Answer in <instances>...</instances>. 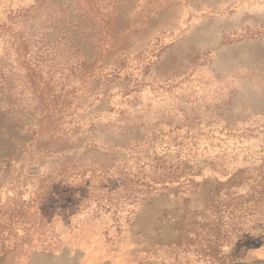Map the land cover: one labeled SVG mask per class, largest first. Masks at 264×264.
Listing matches in <instances>:
<instances>
[{
  "label": "rangeland",
  "instance_id": "obj_1",
  "mask_svg": "<svg viewBox=\"0 0 264 264\" xmlns=\"http://www.w3.org/2000/svg\"><path fill=\"white\" fill-rule=\"evenodd\" d=\"M0 264H264V0H0Z\"/></svg>",
  "mask_w": 264,
  "mask_h": 264
},
{
  "label": "trees",
  "instance_id": "obj_2",
  "mask_svg": "<svg viewBox=\"0 0 264 264\" xmlns=\"http://www.w3.org/2000/svg\"><path fill=\"white\" fill-rule=\"evenodd\" d=\"M110 177L113 175H109ZM116 176V177H115ZM155 179H148L146 176H142L141 173H123L118 172L114 175L115 179L113 183H110L112 190L114 188V194L118 195L121 204L140 205L144 203L150 195L155 194L158 191L164 189H184L188 191L197 187V183L191 178L175 177L174 175L159 174ZM109 178V177H108ZM232 177L227 180L231 182ZM129 202V203H127ZM110 205L108 200L98 205L103 207ZM108 207L106 212L108 211Z\"/></svg>",
  "mask_w": 264,
  "mask_h": 264
}]
</instances>
